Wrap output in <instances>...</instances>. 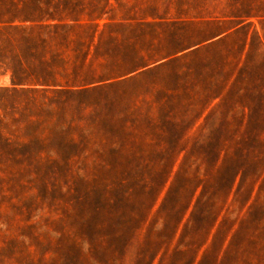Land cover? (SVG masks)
Segmentation results:
<instances>
[{"label":"rangeland","instance_id":"obj_1","mask_svg":"<svg viewBox=\"0 0 264 264\" xmlns=\"http://www.w3.org/2000/svg\"><path fill=\"white\" fill-rule=\"evenodd\" d=\"M59 56L115 76L0 94V264H264V0H0V87Z\"/></svg>","mask_w":264,"mask_h":264},{"label":"trees","instance_id":"obj_2","mask_svg":"<svg viewBox=\"0 0 264 264\" xmlns=\"http://www.w3.org/2000/svg\"><path fill=\"white\" fill-rule=\"evenodd\" d=\"M73 28L84 29L79 25ZM167 48L168 47H165V50H168ZM191 49L193 48L162 53L153 57L152 60L142 65V67L136 69H129V62L119 63L118 66L120 65L121 69L116 73V77L118 76L123 79L139 75L142 73V70L146 72L162 67L167 63L179 60L181 57L188 54ZM78 59L69 56L47 58L43 60V63L46 65L44 66V77L22 82H18L14 77H11V88L0 87V94L9 96L40 93H47L54 96L86 95L97 89L99 85L111 81L107 78L115 76L114 72L116 71L115 68H113L115 67L113 66L114 64H109L106 61H99L96 65L89 66V64H87V58L82 64L80 62L81 60ZM28 86L33 88H28Z\"/></svg>","mask_w":264,"mask_h":264}]
</instances>
